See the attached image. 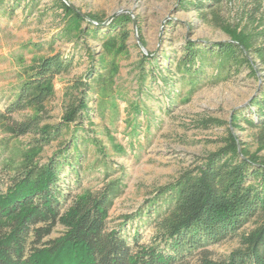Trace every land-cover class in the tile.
<instances>
[{"label": "trees", "instance_id": "obj_1", "mask_svg": "<svg viewBox=\"0 0 264 264\" xmlns=\"http://www.w3.org/2000/svg\"><path fill=\"white\" fill-rule=\"evenodd\" d=\"M5 1L0 0V5ZM20 1H11L12 6ZM220 1L182 0V6L203 10L208 2ZM57 2L71 17L69 33L97 39L103 51L91 57L86 76L73 82L77 95L59 123H44V113L55 95V79L72 68V59L60 53L23 69L17 90L0 113L11 140L33 136L6 188L0 190V264H264V160L240 148L231 129L223 147L157 189L144 205L124 217L120 227L109 228L108 218L125 185L121 178L110 179L113 173L106 157L102 161L108 182L103 188L75 191L81 184L87 151L93 148L105 153L84 120L90 121L93 109L89 102L94 95L104 98L107 91L114 93L119 58L129 53L132 17L121 15L104 25L102 18L87 15V20L63 0ZM207 46L186 42L180 59L172 62V80L180 78L194 87L206 69L214 70L215 78L227 75L233 65L234 69L242 64L253 69L246 56L247 43L233 39ZM255 53L264 60V46ZM152 75L157 78L154 71ZM161 79L167 88L169 78ZM96 102L97 113L105 117L102 103ZM250 106L255 107L253 118L238 114L232 125L243 118L258 130L257 141L264 148V92ZM133 108L136 114L141 112L138 104ZM28 110L32 115L20 120L13 117ZM67 135L71 137L65 139ZM62 139L59 148L41 161L44 148ZM134 222V233L127 236L124 227ZM250 224L254 227L240 235L238 248L223 259L212 257L209 247L238 236ZM58 225L63 231L53 238ZM145 228L152 229L147 241Z\"/></svg>", "mask_w": 264, "mask_h": 264}, {"label": "rangeland", "instance_id": "obj_2", "mask_svg": "<svg viewBox=\"0 0 264 264\" xmlns=\"http://www.w3.org/2000/svg\"><path fill=\"white\" fill-rule=\"evenodd\" d=\"M11 1L0 5V113L17 90L23 69L60 53L72 59V68L55 79V95L46 104L44 123L55 125L77 95L73 82L86 76L91 57H98L103 51L102 43L75 31L69 33L71 17L57 0H22L15 7ZM68 2L82 15L97 16L104 23L121 15L132 17L129 53L119 58L114 93L107 91L104 98L94 95L89 102L93 109L90 121L84 120L86 127L90 125V134L104 145L105 153L99 154L93 148L87 151L81 184L75 188L78 193L83 189H102L108 182L102 161L107 158L113 173L110 179L121 178L125 185L124 194L110 210L109 228L120 227L124 217L144 205L157 189L174 182L199 158L223 147L229 129L241 143L240 148L264 160V148L257 141L258 130L243 118L232 125L235 115L253 118L251 110L255 107L250 103L264 92V60L255 53L256 48L264 46V0L208 2L203 10L184 7L182 0ZM233 39L250 47L246 56L252 70L245 64L239 69L233 65L227 75L215 78V71L206 69L194 87L180 78L172 80V62L180 59L186 42L212 47ZM163 76L169 78L167 88L163 86ZM96 101L102 103L105 117L97 113ZM136 104L141 109L139 114L133 108ZM30 115L32 111L28 110L13 117L20 120ZM4 126L0 119V190L6 188L11 171L21 163L22 152L33 141L32 135L11 140ZM63 140L46 146L39 155L41 161H46ZM136 225L137 222L127 224L124 233L131 236ZM253 227L250 224L238 236L209 247L212 257H227L240 246V235ZM62 231L58 225L52 237ZM142 231L147 241L152 229Z\"/></svg>", "mask_w": 264, "mask_h": 264}, {"label": "water", "instance_id": "obj_3", "mask_svg": "<svg viewBox=\"0 0 264 264\" xmlns=\"http://www.w3.org/2000/svg\"><path fill=\"white\" fill-rule=\"evenodd\" d=\"M68 6H70L73 10H75V11H77L76 9H75V7L73 6V5H71L69 2H68V0H63ZM82 15V14H81ZM83 17H85L87 20H89V18L88 17H86V16H84V15H82ZM94 23H96V22H94ZM104 25H106V23L104 24Z\"/></svg>", "mask_w": 264, "mask_h": 264}]
</instances>
